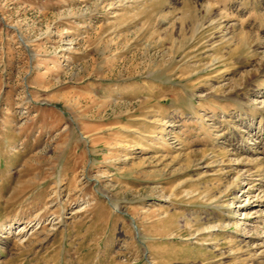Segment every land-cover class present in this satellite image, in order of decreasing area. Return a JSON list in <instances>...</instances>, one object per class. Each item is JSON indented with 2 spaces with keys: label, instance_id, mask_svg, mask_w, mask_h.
Instances as JSON below:
<instances>
[{
  "label": "rangeland",
  "instance_id": "1",
  "mask_svg": "<svg viewBox=\"0 0 264 264\" xmlns=\"http://www.w3.org/2000/svg\"><path fill=\"white\" fill-rule=\"evenodd\" d=\"M0 264H264V0H0Z\"/></svg>",
  "mask_w": 264,
  "mask_h": 264
},
{
  "label": "bare ground",
  "instance_id": "2",
  "mask_svg": "<svg viewBox=\"0 0 264 264\" xmlns=\"http://www.w3.org/2000/svg\"><path fill=\"white\" fill-rule=\"evenodd\" d=\"M110 205H111V203H110ZM114 207V206H113ZM114 208H116V207H114Z\"/></svg>",
  "mask_w": 264,
  "mask_h": 264
}]
</instances>
